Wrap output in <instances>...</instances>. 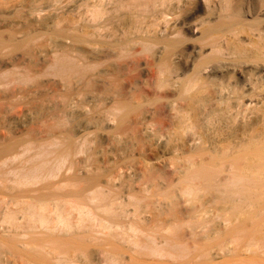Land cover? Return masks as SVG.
Returning <instances> with one entry per match:
<instances>
[{"label":"bare ground","instance_id":"1","mask_svg":"<svg viewBox=\"0 0 264 264\" xmlns=\"http://www.w3.org/2000/svg\"><path fill=\"white\" fill-rule=\"evenodd\" d=\"M0 101V264H264V0H0Z\"/></svg>","mask_w":264,"mask_h":264},{"label":"rangeland","instance_id":"2","mask_svg":"<svg viewBox=\"0 0 264 264\" xmlns=\"http://www.w3.org/2000/svg\"><path fill=\"white\" fill-rule=\"evenodd\" d=\"M7 101H0V134H6L8 133V126H7V123L6 122H3V118L4 116L6 115V111L8 110V103ZM2 107V108H1ZM19 108V109H18ZM20 108H22V110H25V112L27 113L30 106L27 107V105H24V104H21L17 107L18 110H20ZM1 110H3L1 112ZM3 114V115H2Z\"/></svg>","mask_w":264,"mask_h":264}]
</instances>
